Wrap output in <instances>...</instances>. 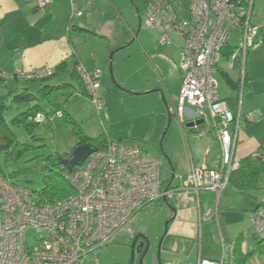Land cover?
Wrapping results in <instances>:
<instances>
[{
  "label": "crops",
  "instance_id": "obj_1",
  "mask_svg": "<svg viewBox=\"0 0 264 264\" xmlns=\"http://www.w3.org/2000/svg\"><path fill=\"white\" fill-rule=\"evenodd\" d=\"M88 1L51 0L50 4L41 7L39 0H0V71L9 74L19 70L29 72L51 68L56 72L53 77L63 75L68 79L62 83L64 85L73 82L81 84L80 77L74 73L76 67L89 74L100 70L99 91L103 88L107 93H114L110 84V56L114 52V62L119 64L121 52L129 43L137 42L136 56L142 59V66L147 65L158 82L152 79L141 91L130 89L133 90L132 95L160 90L165 100V94H168L170 101L165 102L171 118L170 107L177 103L172 96L179 97L184 76L179 87L171 91V96L166 78L154 61L164 68L169 62L173 67L175 65L169 61L166 52L156 50L148 32L136 31L138 25L134 8L138 11L140 25L142 23L138 8L129 0H91L92 9L89 10ZM74 4L81 15H74ZM252 22L259 26L257 47L249 51L245 65L239 59H232L231 53L225 54L216 75L223 101L230 102L241 87L239 107L232 110L236 115L240 113L241 117L232 175L220 196L201 191L198 195L182 193L179 202L169 199V203L177 209L175 218L168 202L161 201L168 209L166 219L170 222L163 240L162 264L225 261L238 241L243 257H248L244 264H264V257L258 255L261 250L257 249L261 240L251 226L252 215L264 198V164L254 157L256 152L264 153V0L255 1ZM233 33L235 41L230 42ZM233 33L228 43L236 48L240 33ZM173 37L181 39L172 34V44L169 45L177 47L182 54V40L179 45ZM118 56L121 59L116 61ZM164 75L169 74L166 72ZM23 85L21 89H29L30 93H37L42 87L41 84L39 88L30 89ZM79 89L83 92L82 87ZM180 128L184 138L181 141L183 155L178 161L174 153H170L171 170L166 172L170 178H163V190L178 188L181 183L179 177L188 175L193 167L207 165L217 169L221 164V147L212 130L206 127L190 129L186 125ZM113 139L122 141V138L114 136ZM137 234L146 236L141 232Z\"/></svg>",
  "mask_w": 264,
  "mask_h": 264
},
{
  "label": "built area",
  "instance_id": "obj_2",
  "mask_svg": "<svg viewBox=\"0 0 264 264\" xmlns=\"http://www.w3.org/2000/svg\"><path fill=\"white\" fill-rule=\"evenodd\" d=\"M51 0H39L45 7ZM256 0H189V16L178 15L182 0H145V27L160 33V42L172 44L171 35L182 39L184 79L177 103L170 107L182 126L204 120L203 127L215 133L221 147L218 169L193 167L182 177V193L201 191L220 196L228 185L238 144L241 117L219 95L217 73L222 52L234 31L240 33L232 59L243 66L250 50L257 47L259 26L252 22ZM74 15H81L76 5ZM92 9V1L87 3ZM87 95L101 116V71L89 74L79 68ZM19 78L39 80L55 73L51 68L16 71ZM0 75H11L0 72ZM60 117L62 113H56ZM46 115L31 121L42 125ZM254 157L264 164V153ZM163 165L136 146L111 142L96 150L66 180L73 194L54 204L34 199V193L17 187L0 176V264H87L88 257L109 245L147 205L171 192L163 188ZM264 191V187H263ZM251 226L264 242V198L253 213ZM31 227L44 233L29 248L26 232ZM131 236L133 231H131ZM198 264H225L200 260Z\"/></svg>",
  "mask_w": 264,
  "mask_h": 264
},
{
  "label": "rangeland",
  "instance_id": "obj_3",
  "mask_svg": "<svg viewBox=\"0 0 264 264\" xmlns=\"http://www.w3.org/2000/svg\"><path fill=\"white\" fill-rule=\"evenodd\" d=\"M129 1H133L142 19L140 25L138 11L134 8L138 25L136 31L148 32L156 50L160 53L166 52L169 61L175 65L173 67L169 62L164 68L160 63L154 61L162 76L166 78L171 92L179 87L180 79L184 76L181 62L182 54L177 47L170 46L171 44L164 47L160 42V33L145 27V1ZM181 5V10L177 12L178 15L184 14L188 17L189 0H182ZM234 35L235 33L232 34L230 42L235 41ZM173 39L175 43L181 44V39L175 37ZM136 48L137 42L129 43V46L121 52L122 60L117 65L114 62V53L112 64L117 84L111 83L112 79L110 84H112V90L115 94L107 93L103 88L100 89L99 94L104 105L101 116L88 96L77 94L76 89L80 88L79 83L73 82V88L57 90L51 97H53L54 102L63 107L67 115L81 125L87 137L97 138L100 135L109 134L111 137L122 138L125 145L139 147L159 160L163 165V178L166 177V180L167 177L170 178L166 173L171 170L169 167L170 153H174L179 159L178 161L183 155L181 141L184 138L180 128L182 124L177 117L172 116L170 118L169 116L168 106L165 102V100L170 101L168 94H165V100L161 92L160 94L149 92L144 95L135 92L136 95H132L133 90L130 89H140L141 91L146 89L148 82L152 79L158 82L147 65L142 66V59L136 56ZM121 56H118L116 61L121 59ZM151 56L154 57L152 53ZM137 69L140 71L137 72ZM166 72H168V76L164 75ZM66 80L68 81L62 75L46 80L45 83L62 85ZM157 82L154 83L157 84ZM23 84L30 89L39 88L41 85L39 82H24ZM172 97H175V101H177L178 96L173 95ZM37 103L47 118L44 124L35 126L29 132L24 127L16 126L13 120L20 114L27 112L35 103L32 105L30 103L10 102V110L6 114V120L15 136L16 144L2 155L0 165L7 182L34 193V199L40 200L46 178L60 172L59 167L56 166L57 157L72 154L78 147L80 140L74 134L72 125L66 119H62V115L60 117L56 114L60 111L55 112V107L42 99L37 100ZM167 210L161 202L147 205L139 213L137 219L133 220L109 245L90 255L87 264H131V231L135 234L144 233L151 245L144 262H141L140 255L135 253L133 264H162V246L166 237L165 230L168 222L166 219ZM43 236L44 233L29 227L26 232L27 246L29 248L34 247L36 241ZM159 252L160 257H158ZM258 255L264 257V247L261 248ZM262 259L264 260V258Z\"/></svg>",
  "mask_w": 264,
  "mask_h": 264
},
{
  "label": "trees",
  "instance_id": "obj_4",
  "mask_svg": "<svg viewBox=\"0 0 264 264\" xmlns=\"http://www.w3.org/2000/svg\"><path fill=\"white\" fill-rule=\"evenodd\" d=\"M182 15L183 17H185L184 14ZM236 49H237V46L235 48V47L230 46L229 43H227L222 52V58L225 54H228V53H231V55H233ZM55 73L50 77L42 78L39 80H34V79L33 80H27V79L21 80V78L18 77V74L16 73V71L9 73V75H11L10 77H5L3 75H0V159L4 153H7L9 149L14 144H16L15 136L12 133L10 126L6 120V114L10 110V107H9L10 102L11 103L12 102L13 103H28V104L30 103L32 105L33 103H35L34 106L31 107L27 112L20 114L18 117H16L13 120V123L16 126L24 127L29 132H31L35 126H40L38 124H35L33 121H31V119L37 114H40V113L44 114L41 106L38 105L37 103V100L39 101L40 99H42L46 101L48 104H50L52 107H55V112L60 111L63 114L62 119H66V121L72 125L74 134L80 140L78 146L88 144L95 150H105L107 149L108 145L111 142L123 143L120 140L117 141L116 139H113V137H111L109 134H103L97 138H90L84 134L81 125L76 120H74L72 117L67 115L63 107L60 104L54 102L53 97H51L55 91L60 90V89L73 88L74 85L72 83L64 84L59 87H50V85H48L47 87V85L46 86L43 85L45 81L51 79V77H53ZM74 73L80 77L81 79L80 87H82L83 89V92L80 89L79 91L76 89V91L81 93L79 95L88 96L87 95L88 91L83 82L82 75L78 67L75 68ZM22 81L39 82L42 84V87L37 91V93H30L29 89H21V85L22 83H24ZM244 85H245V81H244ZM232 87L234 88V84L232 85ZM239 89H241V87H239ZM239 89L237 90V93L234 95V97L230 99V102L229 100L225 101L227 102L231 110H234V108L239 107V99H240ZM203 128H204L203 126L198 127V129H203ZM71 158H72V154H70L69 156H65V157H62V156L57 157L56 166L59 167L60 172L54 173L46 178L45 185L41 193V196H42L40 199L41 202L47 203V204H54L58 200L66 199L73 194V188L70 185V183L66 180V177H65V174H69V171L67 170L65 166L61 164L62 159H71ZM75 169L76 168H74V170ZM0 176L4 180H6L5 175L2 173L1 165H0ZM263 243L264 242L262 241L258 242L257 244L258 251L261 250L262 247H264ZM247 258L248 257L246 258L243 257L242 252H241V246L238 241L234 244L230 253L227 254L226 259H225V264H244Z\"/></svg>",
  "mask_w": 264,
  "mask_h": 264
},
{
  "label": "water",
  "instance_id": "obj_5",
  "mask_svg": "<svg viewBox=\"0 0 264 264\" xmlns=\"http://www.w3.org/2000/svg\"><path fill=\"white\" fill-rule=\"evenodd\" d=\"M113 56H114V52L110 56L111 63H110V67H109V73H110L113 84H117V82L115 80V76H114V71H113V64H112ZM152 92H159L160 93V90H154ZM170 121H171V119H170ZM203 124H204V120H198L196 122H189L186 124V126H187V128L193 129L195 127H200ZM95 151L96 150L88 144L80 145L72 153V158L71 159H62L61 164L63 166H65L69 172H72L74 170V168L82 166ZM169 207L171 208V211L173 213V218H175V216L177 214V209L174 208L173 206H171L170 204H169ZM169 223L170 222L168 221L166 224L165 236L167 235L168 230H169ZM139 239H142L143 242L140 243L138 246V251H137L138 253H141V250L145 247V244H146V249H145L144 256L148 254V251L150 248L149 240H147L146 237H144L142 235H138L135 238V241L132 245L131 264H133V262H134L135 248H136V245H137V242ZM158 257H160V252L158 253Z\"/></svg>",
  "mask_w": 264,
  "mask_h": 264
},
{
  "label": "flooded vegetation",
  "instance_id": "obj_6",
  "mask_svg": "<svg viewBox=\"0 0 264 264\" xmlns=\"http://www.w3.org/2000/svg\"><path fill=\"white\" fill-rule=\"evenodd\" d=\"M201 126H203V125H201ZM195 128H197V127H195ZM180 178V181H181V183H180V186L178 187V188H176V189H170L169 187L167 188V189H165L164 191H166V192H168V191H170L171 193L169 194V195H167V196H164V197H162L159 201H157V203H159V202H161L162 200H165L166 202H168V204H170L169 203V199H171V198H174L175 200H176V202H179L180 201V199H181V194H182V191H181V189H182V177H179ZM163 189V188H162ZM171 206H173L172 204H170ZM142 211V210H141ZM140 211V212H141ZM139 212V213H140ZM138 213V214H139ZM137 214V215H138ZM135 220V219H134ZM171 221V220H170ZM169 225H170V223H169ZM133 235L134 236H131V240H130V242H131V248H132V245H133V243H134V241H135V238L138 236V235H141V234H135L134 232H133ZM144 236V235H143ZM144 237H146V239L147 240H149L148 239V237L147 236H144ZM143 242V240L142 239H139L138 240V242H137V245H136V248H135V253H138L137 251H138V246H139V244L140 243H142ZM150 247H151V245H150ZM145 249H146V244H145V247L141 250V253H138L139 255H140V257H141V261L142 262H144V260H145V258H146V256L147 255H145L144 256V253H145ZM149 250H150V248H149ZM149 252V251H148Z\"/></svg>",
  "mask_w": 264,
  "mask_h": 264
},
{
  "label": "bare ground",
  "instance_id": "obj_7",
  "mask_svg": "<svg viewBox=\"0 0 264 264\" xmlns=\"http://www.w3.org/2000/svg\"><path fill=\"white\" fill-rule=\"evenodd\" d=\"M157 202V201H156ZM156 202H153V203H156Z\"/></svg>",
  "mask_w": 264,
  "mask_h": 264
},
{
  "label": "clouds",
  "instance_id": "obj_8",
  "mask_svg": "<svg viewBox=\"0 0 264 264\" xmlns=\"http://www.w3.org/2000/svg\"><path fill=\"white\" fill-rule=\"evenodd\" d=\"M80 96V95H79Z\"/></svg>",
  "mask_w": 264,
  "mask_h": 264
}]
</instances>
